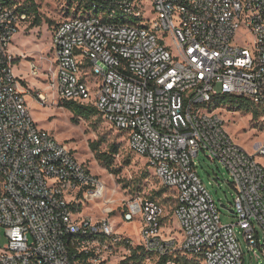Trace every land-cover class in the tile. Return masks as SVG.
I'll use <instances>...</instances> for the list:
<instances>
[{
	"label": "built area",
	"instance_id": "1",
	"mask_svg": "<svg viewBox=\"0 0 264 264\" xmlns=\"http://www.w3.org/2000/svg\"><path fill=\"white\" fill-rule=\"evenodd\" d=\"M23 2L0 0V227L7 239L0 264H121L134 249L130 240L106 216L80 215L83 199L102 197L104 183L37 126L13 73ZM62 2L79 9L50 34L51 91L95 108L171 194L180 243L163 231L158 202L131 206L141 216L145 264H244L238 235L250 258L264 260V167L255 160L264 159V138L248 154L214 104L231 96L264 109V0ZM29 67L36 77L38 68ZM200 152L228 173L234 196L229 210L220 207L234 223L221 224L196 175Z\"/></svg>",
	"mask_w": 264,
	"mask_h": 264
},
{
	"label": "rangeland",
	"instance_id": "2",
	"mask_svg": "<svg viewBox=\"0 0 264 264\" xmlns=\"http://www.w3.org/2000/svg\"><path fill=\"white\" fill-rule=\"evenodd\" d=\"M34 1L40 4L42 24L40 27L29 29L31 19L27 18L24 26L18 28L10 49L20 55V59L14 63L13 73L21 80L20 83L26 92L25 101L37 126L50 132L56 140L70 148L77 160L86 164L105 185L102 197L83 199L80 215L90 217L92 220L106 216L115 227L116 233L128 238L132 248H136L142 245L140 236L142 222L138 213L131 214V206L141 200L152 198L161 205L167 217L162 226L163 231L180 243L181 231L177 222L171 217L173 208L171 194L167 191L159 198L154 196L155 192L164 188L147 170L146 161L130 153L121 134L104 124L98 115L89 120L77 118L73 121L72 114L60 106L58 95L55 96L51 91L50 74L54 59L50 52V34L53 26L76 15L79 6L67 5L62 0ZM82 11L83 8H80L79 13ZM49 22H52V25ZM31 64L38 68L36 77L29 73ZM38 94L45 95L46 101H39ZM219 110L225 121L226 131L233 142L248 154L255 156L257 146L264 138V109L257 107L259 113L257 119H254L251 113L244 114L241 110L227 107H221ZM92 144L96 148L95 151L91 150ZM111 144L119 146V151L114 157L111 170H105L95 160V154L106 152ZM255 160L264 167L262 157L256 156ZM194 161L200 183L218 207L221 224L234 223L233 216L220 207L223 204L229 210L234 196V191L228 184L230 181L228 173L219 162L210 161L202 152ZM107 206L113 211L111 215L103 213ZM127 214L132 215L130 221H124V216ZM238 240L244 254V264H264L263 259L250 258L241 235H238ZM6 243L4 229L0 227V249ZM125 251L126 249H122L120 255Z\"/></svg>",
	"mask_w": 264,
	"mask_h": 264
},
{
	"label": "trees",
	"instance_id": "3",
	"mask_svg": "<svg viewBox=\"0 0 264 264\" xmlns=\"http://www.w3.org/2000/svg\"><path fill=\"white\" fill-rule=\"evenodd\" d=\"M39 9L40 4L35 2L34 0H25L20 6V13L24 14L26 18L31 19L29 29L40 27L42 24V16L39 12ZM49 23L50 25H52V22ZM214 104L216 107H227L229 109H235L237 111L241 110L244 114L251 113L254 119H257L259 117L257 107L253 106L248 100L245 99L231 96H222L217 98L214 101ZM60 106L65 108L72 114L73 121L77 118L89 120L90 118L97 115L95 108H93L92 106H86L65 101H61ZM91 147L92 151L96 150L93 144ZM118 151L119 146H117L116 144H111L106 152L96 153L95 160L105 170H111L114 157L118 154ZM166 192V189H162L159 192H155L154 196L156 198H159ZM151 200L153 199L151 198ZM143 261L144 252L142 248L138 246L132 249L130 255L125 260L121 261V264H143ZM158 264H161V262H159Z\"/></svg>",
	"mask_w": 264,
	"mask_h": 264
},
{
	"label": "water",
	"instance_id": "4",
	"mask_svg": "<svg viewBox=\"0 0 264 264\" xmlns=\"http://www.w3.org/2000/svg\"><path fill=\"white\" fill-rule=\"evenodd\" d=\"M222 207H224V206H222ZM230 212H232V211H230Z\"/></svg>",
	"mask_w": 264,
	"mask_h": 264
}]
</instances>
